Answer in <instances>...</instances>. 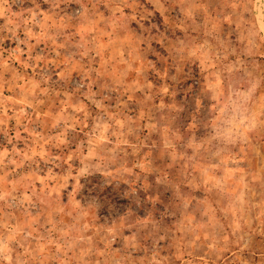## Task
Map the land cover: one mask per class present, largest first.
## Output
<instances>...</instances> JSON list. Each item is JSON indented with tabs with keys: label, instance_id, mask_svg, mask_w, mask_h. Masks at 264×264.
Masks as SVG:
<instances>
[{
	"label": "rangeland",
	"instance_id": "1",
	"mask_svg": "<svg viewBox=\"0 0 264 264\" xmlns=\"http://www.w3.org/2000/svg\"><path fill=\"white\" fill-rule=\"evenodd\" d=\"M0 264H264V0H0Z\"/></svg>",
	"mask_w": 264,
	"mask_h": 264
}]
</instances>
